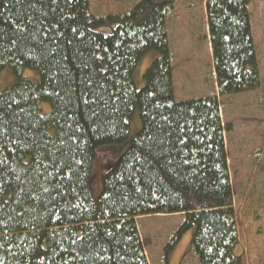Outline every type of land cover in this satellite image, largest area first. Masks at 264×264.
<instances>
[{
	"label": "trees",
	"instance_id": "1",
	"mask_svg": "<svg viewBox=\"0 0 264 264\" xmlns=\"http://www.w3.org/2000/svg\"><path fill=\"white\" fill-rule=\"evenodd\" d=\"M252 1L206 0L218 94L177 100L173 1L102 16L90 0H0V75L15 76L0 84V264H150L136 217L176 213L164 264L191 229L200 264H248L219 96L261 86ZM125 143L96 188L98 149Z\"/></svg>",
	"mask_w": 264,
	"mask_h": 264
},
{
	"label": "rangeland",
	"instance_id": "2",
	"mask_svg": "<svg viewBox=\"0 0 264 264\" xmlns=\"http://www.w3.org/2000/svg\"><path fill=\"white\" fill-rule=\"evenodd\" d=\"M138 1L90 0V6L96 15L107 16L126 12ZM171 1L168 33L174 58L177 100L218 94L206 0ZM249 7L261 86L245 93L219 96V100L223 123L231 129L226 130L225 141L239 218L240 246L237 252L244 254L248 264H264V0H253ZM102 30L110 32L109 28ZM158 56V51L152 49L140 60L134 73L138 88L143 86L144 74ZM24 74L33 81L39 79L35 71L26 70ZM14 82L12 69L5 68L0 75L1 88L5 89ZM43 109L48 112L49 104H44ZM140 127L141 119L136 110L131 119V134L134 135ZM127 145H105L98 149L93 170L96 188L107 166L117 160ZM183 220L182 213L136 217L150 264H164L163 249ZM193 233L194 229H191L183 236L172 252L169 264H200L191 247Z\"/></svg>",
	"mask_w": 264,
	"mask_h": 264
}]
</instances>
